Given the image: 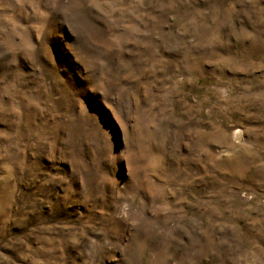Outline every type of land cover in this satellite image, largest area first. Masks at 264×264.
<instances>
[{
	"label": "rangeland",
	"instance_id": "374dc122",
	"mask_svg": "<svg viewBox=\"0 0 264 264\" xmlns=\"http://www.w3.org/2000/svg\"><path fill=\"white\" fill-rule=\"evenodd\" d=\"M0 264H264V0H0Z\"/></svg>",
	"mask_w": 264,
	"mask_h": 264
}]
</instances>
